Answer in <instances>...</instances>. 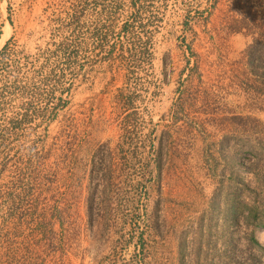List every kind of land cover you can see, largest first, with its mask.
Returning a JSON list of instances; mask_svg holds the SVG:
<instances>
[{
	"label": "rangeland",
	"instance_id": "rangeland-1",
	"mask_svg": "<svg viewBox=\"0 0 264 264\" xmlns=\"http://www.w3.org/2000/svg\"><path fill=\"white\" fill-rule=\"evenodd\" d=\"M10 38L0 264H264V214L248 215L264 157L257 178L244 166L264 149L263 68L246 62L264 0H0V51Z\"/></svg>",
	"mask_w": 264,
	"mask_h": 264
},
{
	"label": "trees",
	"instance_id": "trees-1",
	"mask_svg": "<svg viewBox=\"0 0 264 264\" xmlns=\"http://www.w3.org/2000/svg\"><path fill=\"white\" fill-rule=\"evenodd\" d=\"M237 18V17H236ZM186 24H188L187 22L188 21H185ZM128 25V22L125 23L124 27H127ZM11 42V38L6 42V44L4 45V47L2 48V50L0 51V58L2 57V55L8 50L9 48V44ZM62 50H60L61 54H63L65 57V60L66 62L68 63V65H70L72 63V56H71V52L69 51V48L67 46L61 48ZM111 49L109 50L108 52V55L111 54ZM107 59V58H106ZM246 62L247 64L253 69V70H257V68H263V71L260 72L259 75H261V77L264 78V40H261V39H255L246 49ZM3 98V93L0 92V99ZM27 103V102H26ZM67 103L66 100H64L63 97H59L58 98V102L55 103L54 107H53V110L51 112H46L44 111V115H42L43 119L46 120L48 119V121L50 122L51 120H53L56 116V110H59L60 108H63L65 106V104ZM27 109V107H25ZM23 115H27V114H23ZM25 119V118H24ZM20 120L17 122H14V125H16L17 123H19ZM48 126L46 127V129H48ZM108 144L107 143H102L101 144V148L100 150H98L95 154H94V157H98V159L100 161H103L105 160L106 156L109 155V151H108ZM250 154L251 156H249L248 158L251 160V163L250 164H244L245 168L247 171L253 173L256 178H257V175H259L262 171H261V165H260V162L263 160V157H264V149L256 146V145H252L250 148ZM238 154V153H237ZM151 155L155 161V164H156V167H157V172L158 174L162 173V161H163V156H164V153H163V148L159 147V148H156L152 149L151 151ZM240 185L239 183H235V192L237 193L239 190L241 191L242 190V187H245V188H251L250 184L247 183V182H244V181H240ZM19 201H22V199L24 198V195H22V197H18ZM14 201L16 199H13ZM15 202H18L17 200ZM241 201H239L238 199L234 201V203L231 204V210H232V217H233V220L234 221H238L239 220V206L241 205ZM249 204V203H247ZM250 211L248 212V215L249 216H256V215H253L254 213L257 214V213H262L264 214V203L261 205V204H256L255 202L250 204ZM261 206V207H260ZM62 211H64V209H62L61 207H55V211L53 212V221H57L59 218V216L61 215H57V214H60L62 213ZM247 215V216H248ZM258 217V214L256 216V218ZM261 221H258V224L257 225H260V226H264V215L263 217H261ZM62 220V219H61ZM47 222V220L44 218L43 219V222L42 223H45ZM50 222V220H49Z\"/></svg>",
	"mask_w": 264,
	"mask_h": 264
}]
</instances>
